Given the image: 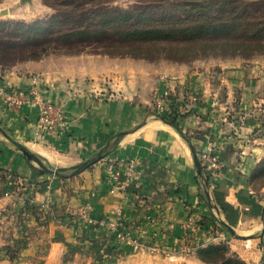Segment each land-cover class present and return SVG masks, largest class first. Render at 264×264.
Listing matches in <instances>:
<instances>
[{
	"label": "crops",
	"instance_id": "1",
	"mask_svg": "<svg viewBox=\"0 0 264 264\" xmlns=\"http://www.w3.org/2000/svg\"><path fill=\"white\" fill-rule=\"evenodd\" d=\"M143 63L81 54L26 61L0 71V83L23 90L30 86L29 73L42 74V89L63 105L68 120L65 129L52 133L38 124L37 108L14 111L0 99L1 264L9 260L4 257L7 246L16 254L39 257L43 264H215L200 250L224 239L230 246L227 256L264 264V197L249 185L251 172L264 158V133L254 134L250 149L241 151L248 144L242 140V145V134L246 137L257 123L248 119L236 124L238 136L234 134L231 107L215 101L219 93L232 98L224 81L213 84L212 75L176 70L172 77L188 87L191 104L179 131L155 117L154 97L168 83L149 73L150 63ZM230 69L241 80V71ZM209 136L226 169L203 191L194 157ZM104 151L110 152L107 158H134L139 178L112 193L106 158L71 177L35 171L36 155L56 173ZM85 209L91 218L117 220L144 247L117 243L107 226L83 217ZM215 218L228 230L227 225L248 233L236 231L242 237L233 238L230 230L214 225ZM110 248L112 256L102 258ZM218 264L226 263L221 259Z\"/></svg>",
	"mask_w": 264,
	"mask_h": 264
},
{
	"label": "rangeland",
	"instance_id": "2",
	"mask_svg": "<svg viewBox=\"0 0 264 264\" xmlns=\"http://www.w3.org/2000/svg\"><path fill=\"white\" fill-rule=\"evenodd\" d=\"M191 1L0 0V71L11 69L26 61H40L47 57L76 56L81 54L131 59L139 65L147 62L150 63L148 67L149 73L157 75L159 79L168 83L166 91L158 93L154 97L152 103L154 115L159 118L160 115L158 113L156 114L157 111L155 108H157L158 104L163 106L162 104L167 103V109L165 111H169L170 114L178 117L176 121L179 126L182 117H185L184 115H188L189 113L185 110L191 108V104L189 103L190 92L187 86L177 83L176 80L178 81V79H175L172 75L176 73V70H178V74L179 72L198 71V73L202 72L212 75V83L215 84L217 81H224L223 86L226 87L225 90L228 91L229 96H232V98L227 99L226 97H222L223 93L221 96L219 93L215 101L217 106L219 104V106L225 105V107H231V111L228 110L231 112L229 113L231 120L228 117L225 119H229L234 123V125H231L234 126V134L238 136V131L235 129L236 124L245 123L248 119L254 120L257 123V126L255 125L256 127L252 131L245 133L246 137L241 133V141L245 140L248 142L244 149L241 146V151L244 150L245 152L246 149H250L251 140L253 141L255 139L253 135L255 134L258 137L260 133H264V37L247 38L242 34H233L221 37L209 36L192 39L128 40L122 38V36H125L124 33H117L118 29L125 31L128 27H119L116 29V26L112 23L105 24L102 22L103 16L106 17L109 15V10L121 8L136 12H146L149 24L161 23L160 21L165 19L171 25H181L180 23L184 21L198 18V15L195 14L197 9L188 5ZM243 1L241 0V2ZM256 1L258 3L256 5H249L248 10L260 15L264 13V0ZM86 11L93 13V17L89 18V20L84 17V12ZM64 12H70V18H65L63 15ZM212 14H220V12L214 10ZM148 15L152 17L149 18ZM55 16L56 18L53 19ZM62 17L64 18L63 20H61ZM40 21L45 22V27L39 33L48 36V42H44L34 47V49H29L28 47L30 46H20L17 43V45L14 44L15 46H10L6 43L7 40H22V37L18 34L19 32L17 33L13 32L16 30H11L16 27L17 22L39 23ZM81 26L98 28L103 30V34L100 37L92 35L88 38H75L68 41L57 39L61 32L82 28ZM239 31L235 30L234 33ZM44 47L45 52L43 51ZM36 53L41 54L38 59L33 58V54ZM232 67L241 71V75L239 76L241 80L230 75L233 70L230 69ZM29 74H31L30 83L34 78L40 80L41 83L42 74L35 72ZM234 80L237 82H234ZM8 84L9 86H13L11 82ZM51 100L54 101L53 99ZM54 102L59 103L58 101ZM165 111H161V113ZM207 138L208 141L206 142L208 144L198 150L197 157L201 156L204 152L213 151L218 154L216 145L214 144L215 141L210 136ZM238 148L240 149V145ZM238 148L237 150H239ZM107 153L105 151L102 152L95 161L106 158L105 161L107 162V156L110 152ZM220 160L223 169L218 176H211L205 173V178L208 177L209 179L207 188H210L211 182L213 183L218 180L226 169L225 162L221 157ZM249 185L256 195L260 196L261 194L264 197V158L258 167H255L251 172ZM41 208L42 211H45L44 207L41 206ZM221 222L220 219L215 218L214 225L222 231L229 232ZM236 231L241 234L248 233L242 227H239ZM229 235L233 238L237 237L232 232H229ZM219 245L223 246L221 247L222 249L212 253L209 257L207 256V258L213 259L215 264H218L221 259L226 264H244L242 261L226 255L230 247L228 240L224 239ZM110 249L111 252L106 251L103 257H101L109 259L112 256L113 250L112 248ZM6 252L8 256L4 257H8L7 259L9 260L5 264H43L44 262L39 257L34 259L24 252L16 254L15 250L10 246L6 247ZM65 259H68V257H65Z\"/></svg>",
	"mask_w": 264,
	"mask_h": 264
},
{
	"label": "trees",
	"instance_id": "3",
	"mask_svg": "<svg viewBox=\"0 0 264 264\" xmlns=\"http://www.w3.org/2000/svg\"><path fill=\"white\" fill-rule=\"evenodd\" d=\"M257 3L258 1L256 0H244L243 2H241V0H192L188 5L192 6L194 9H197L195 14L198 15V18H193L190 21H184L180 23L181 25H171L167 23V20L165 19H162L160 21L161 23L149 24L147 21L146 12H136L121 8L109 10V15L106 17L103 16L102 22L105 24L112 23L116 26V29L119 27H128L125 31H121L120 29L117 30V33L125 34V36H122V38L128 40L132 39L148 41L179 38L192 39L209 36L221 37L233 34H242L247 38H258L264 37V13L257 15L248 10L249 5H256ZM214 10H218L220 14H212V11ZM92 14L93 13L86 11L84 12V17L89 20V18L93 17ZM63 15L67 19L70 18V12H64ZM148 17L151 18L152 16L148 15ZM54 18H56V16L53 17V19ZM63 19L64 18L62 17L61 20ZM17 23L18 24L16 27L11 30H16L13 32H19L18 34L22 37V40H7L6 43L10 46H15L14 44L17 43L20 46H30L28 47L29 49H34V47H37L44 42H48V36L39 33V31L45 27V22L40 21L39 23ZM81 27L82 28H75L61 32L57 39L68 41L75 38L84 39L92 35H96L95 37H100L103 34V30L98 28H90V26ZM235 30L240 31L234 33ZM43 49L45 52V47ZM40 56L41 54H33L34 59H38ZM159 115V118L171 123L179 131H181L179 124L176 121L178 117H175L174 114L172 115L169 111H165L163 113H159ZM123 134L124 133H121L118 138H121ZM97 157L98 156L82 161L70 167H60L55 173L54 167L51 166V164L44 162L41 156L36 155V161L38 162L39 167H36L35 171L38 174H54L59 177H71L88 168ZM202 170L203 175H200V184L203 188V191H206L209 179L208 177L205 178L204 169L202 168ZM28 203L29 202H26L30 208H34L35 205L33 206V204ZM221 224L223 223L221 222ZM113 237H115V234ZM221 247L223 246L212 245L200 250V252L205 260L214 262L213 259L207 258V256L209 257L212 253L222 249Z\"/></svg>",
	"mask_w": 264,
	"mask_h": 264
},
{
	"label": "built area",
	"instance_id": "4",
	"mask_svg": "<svg viewBox=\"0 0 264 264\" xmlns=\"http://www.w3.org/2000/svg\"><path fill=\"white\" fill-rule=\"evenodd\" d=\"M0 99L4 105L14 111H19L25 106H33L37 108L38 124L46 128L52 133H57L59 130L65 129L68 120L65 116V110L60 103H56L49 99L44 90L41 88L40 80L34 78L28 89L23 90L17 86H9V84L0 83ZM157 105L156 114L167 109V103ZM200 165L206 174L218 176L222 172L223 165L218 154L204 152L198 156ZM136 160L134 158L114 159L108 157L106 162L105 175L110 183V191L112 193L120 192L125 188V181L139 178L140 171L137 170ZM6 195H11L6 192ZM42 207H46L45 204ZM83 217L93 225L107 226L114 234L115 241L134 248H142L143 244L134 238L128 231L121 227V223L117 220L107 221L105 219H94L88 216L87 210H83ZM188 251L192 248L188 245Z\"/></svg>",
	"mask_w": 264,
	"mask_h": 264
},
{
	"label": "water",
	"instance_id": "5",
	"mask_svg": "<svg viewBox=\"0 0 264 264\" xmlns=\"http://www.w3.org/2000/svg\"><path fill=\"white\" fill-rule=\"evenodd\" d=\"M23 1H26V0H23ZM23 153L26 155V156H28V157H32L31 156V153L27 150V149H23ZM194 160H195V165H196V167H197V170H198V173H199V175H203V170H202V167H201V165H200V162H199V159H198V157H197V155H195V157H194ZM227 227L229 228V230L232 232V234H234L235 236H237V237H242L240 234H238L233 228H231L230 226H228L227 225Z\"/></svg>",
	"mask_w": 264,
	"mask_h": 264
}]
</instances>
